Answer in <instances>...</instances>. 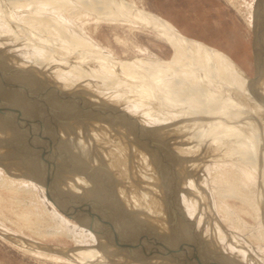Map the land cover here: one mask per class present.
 <instances>
[{
  "label": "bare ground",
  "instance_id": "bare-ground-1",
  "mask_svg": "<svg viewBox=\"0 0 264 264\" xmlns=\"http://www.w3.org/2000/svg\"><path fill=\"white\" fill-rule=\"evenodd\" d=\"M143 6L0 0V188L23 193L22 206L40 211L41 203L46 215L38 212L34 234L61 232L51 223L63 218L47 207L56 192L84 229L65 233L79 255L51 251L83 264L109 254L105 263L172 264L173 255L183 264H264V0L246 4L255 78ZM90 22L147 33L172 57L118 35L137 54L118 58L92 37ZM227 197L252 208L253 230L230 211L220 217ZM1 222V238L34 245ZM248 230L259 234L258 251L243 236ZM92 234V245L104 241L96 251L79 239ZM162 235L163 249L151 247ZM127 243L164 253L141 263L132 260L140 251L121 248Z\"/></svg>",
  "mask_w": 264,
  "mask_h": 264
},
{
  "label": "rangeland",
  "instance_id": "rangeland-1",
  "mask_svg": "<svg viewBox=\"0 0 264 264\" xmlns=\"http://www.w3.org/2000/svg\"><path fill=\"white\" fill-rule=\"evenodd\" d=\"M135 1H137L140 6L144 5L143 7H145L147 11L172 22L179 31L183 30L189 35L196 36V38H194L181 31L188 38L198 40L202 43H206L204 41H209L213 45L217 47L219 46L220 49L223 48L227 50L228 53L235 59L233 61L236 62L239 66H241V68L246 72L248 76L255 78L257 72V64L254 53L255 35L253 30L249 27L247 23L249 20V13L246 12L248 11L246 4H251L255 0ZM237 9L241 10L238 11ZM166 17L172 19L176 24H178L181 30L173 21ZM91 24H89V29L91 30L92 37L96 39V41H98L101 45H104L105 47H111L118 58L126 59L131 56H137V54L133 52L131 50V47L129 46V50L125 52L126 46L123 47L121 43L116 42L115 37L118 35V37H121L122 40H136L139 45H141L143 48H148L152 53L157 55V57L161 58V60H170L172 57L173 51L166 42L149 36L147 33L142 34L138 32H130L126 28L108 26L104 23L99 25L98 28L96 24ZM95 28L98 29V32L94 31ZM206 44L212 46L208 43ZM215 46L212 47L218 49L219 51L229 56L226 52L220 50ZM49 193L52 197V202L51 205L47 204L48 209L52 211V208L54 207L55 212L58 214V217H60L61 219L63 218V224L56 220L55 222L51 223V226L54 224H56L57 226L60 225L61 232L55 234H34L32 229L34 230L35 222L39 220L38 212L40 213V216L42 214L46 215V210L43 208L41 203H38L40 211H38L34 205L22 206L18 203L17 198L23 197V193L19 192L17 194L14 191H9L4 188H0V209L13 222L16 223L14 224L10 221H4V219L0 215V221H2L1 224H3L4 228L8 229L9 231H19L20 236L28 238L34 244L33 246H30L28 251L26 250L27 248L13 245L12 243H9L8 241L0 237V264H83V261L79 260L77 257H72V254H74L75 256L79 255L76 251L77 244L73 237H67L65 233L70 229L76 230L78 233H82L84 228L80 227L79 219L75 215H72L71 208L60 202L59 198L57 197V193L53 191H49ZM25 197L29 198V195H25ZM227 202L229 203L228 208H223L221 210V207L226 206ZM219 208L221 211H219L218 213L222 219H224L223 212L230 211L231 215L233 216H231L232 220L234 217H236V219H240L250 228H252L251 226L257 224V220L254 218L255 215L253 214L252 208H250L246 203L238 199H235L233 197H227L221 202H218L217 209ZM18 213L20 215L21 213H23V216H18ZM224 226L229 227V225L225 223ZM253 229L254 228H252L251 230ZM251 230H248V234H243V236L247 238L252 244V246L256 249L260 246L261 241L258 238L259 234H253ZM100 235H103V237H105V234ZM145 235L146 237L151 238L150 234ZM98 236L99 234H92V238L90 239H86L84 238V236H80L79 239H84L83 242L84 245L87 246V249L92 248V250L96 251L97 247L102 245L101 242H104L103 240H100V243L92 245L94 244V239ZM136 238L137 237H135V239ZM156 239L158 238H155V240ZM165 240L167 239L165 236H163L161 237V239L156 240L158 241V243L153 246L151 245V247L158 246L160 249H163L161 245L165 242ZM133 243H127L125 248L121 246L120 247L122 249L127 248L126 251H128V254H130V251L133 249L135 251H140V256H138L139 254L137 256L133 255L132 260H141V263H144L142 261V259L144 258H153L156 256V253H164L163 251L155 252L146 250L142 247V244L140 246L135 244L133 245ZM52 247H57L60 249H64L65 251H70L72 254L66 255L62 253L63 250H61L60 252L56 250L51 251ZM45 248H47L48 250ZM107 249L110 250L111 247L108 246ZM110 251H114V249H111ZM116 254L117 253H115L114 255ZM143 254L146 255L145 257L141 258V255ZM111 256L112 254H109L108 257L103 258V263L101 264H113L105 263V261L109 260ZM168 260L172 264H183L179 262V260L176 259L173 255ZM130 263L131 262H129V264ZM162 263L167 262L162 260ZM157 264L160 263L157 262Z\"/></svg>",
  "mask_w": 264,
  "mask_h": 264
},
{
  "label": "crops",
  "instance_id": "crops-1",
  "mask_svg": "<svg viewBox=\"0 0 264 264\" xmlns=\"http://www.w3.org/2000/svg\"><path fill=\"white\" fill-rule=\"evenodd\" d=\"M166 18H168V17H166ZM168 19H170V18H168ZM171 21H173L172 19H170ZM174 22V21H173ZM175 23V22H174ZM176 24V23H175ZM177 26H178V28L181 30V28L179 27V25L178 24H176ZM181 31H183V30H181ZM185 34H187V32H185V31H183ZM187 35H189V34H187ZM189 36H191V37H194V38H196V36H193V35H189ZM204 42H206V43H208V44H210V45H212V46H215V45H213L212 43H210L209 41H204ZM215 47H217V46H215ZM217 48H219L220 49V47L218 46ZM220 50H223L224 52H226L233 60H235L229 53H228V51L227 50H225V49H223V48H221Z\"/></svg>",
  "mask_w": 264,
  "mask_h": 264
}]
</instances>
